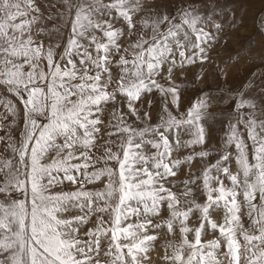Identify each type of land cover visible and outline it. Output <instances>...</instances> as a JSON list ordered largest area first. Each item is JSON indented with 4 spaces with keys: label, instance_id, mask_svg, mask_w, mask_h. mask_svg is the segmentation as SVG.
Returning a JSON list of instances; mask_svg holds the SVG:
<instances>
[{
    "label": "snow or ice",
    "instance_id": "1",
    "mask_svg": "<svg viewBox=\"0 0 264 264\" xmlns=\"http://www.w3.org/2000/svg\"><path fill=\"white\" fill-rule=\"evenodd\" d=\"M59 3L45 18L38 0H0V264H144L157 247L162 264H264V104L249 85L183 104L196 90L183 69L210 61L222 31L214 0L175 15L155 0ZM154 92L156 122L151 99L137 107ZM232 101L207 162L212 109ZM197 157L199 174L177 179ZM65 182L77 187L54 191Z\"/></svg>",
    "mask_w": 264,
    "mask_h": 264
},
{
    "label": "rangeland",
    "instance_id": "2",
    "mask_svg": "<svg viewBox=\"0 0 264 264\" xmlns=\"http://www.w3.org/2000/svg\"><path fill=\"white\" fill-rule=\"evenodd\" d=\"M194 3L202 14L209 12V4L213 0H155V7L163 10L166 14L175 15L177 8L182 3ZM215 7L219 14L214 19L222 25V31L217 33L218 40L210 51V61L204 63H196L183 69L184 79L191 81L196 86L194 91L191 87L187 91L182 92L183 104L187 105L191 99L198 94L199 89L205 91L209 89L223 88L226 92L235 93L243 90L245 85H249L245 91L247 98L253 99L254 102L264 104V0H214ZM151 4V0H150ZM38 5L41 12L46 18L48 15H53L58 11L63 10V5L59 0H38ZM59 23L58 19H45L43 25L47 28H52ZM119 26V25H117ZM210 31H214L209 29ZM222 70V71H221ZM202 71V76L196 80L198 72ZM173 79L180 82L179 71L174 75ZM161 83L165 81L161 80ZM223 98V97H222ZM153 101L151 114L153 122L158 119L157 113L161 108V99L158 92L144 97L143 101L137 104L142 111H148L147 101ZM234 101L223 105L222 107H213L212 111L217 115L212 118L211 139L204 146L205 150L212 154L208 157L207 162H215L221 148V138L226 132L227 114L233 109ZM117 107L122 108L123 104H118ZM131 119H135L132 117ZM108 116H105V124H107ZM19 129L23 128V121H18ZM0 135H4L0 131ZM13 135L18 139L19 130L14 131ZM201 150L199 146L195 151ZM191 151V150H189ZM185 155L187 152L184 153ZM203 167L200 158H196L189 169L185 165L177 179H183L187 171L199 174V170ZM235 169V164H232ZM77 186L69 182L59 185L54 191H73ZM89 189H99L103 184L97 182L95 185H86ZM79 209H72L65 213V217L81 215ZM213 218L220 220V213H213ZM95 218H93L94 221ZM94 223H89L81 230L86 231L87 228L93 227ZM191 226V225H190ZM212 236L205 235L204 240L211 239ZM164 237H161L159 243H162ZM163 254V249L157 247L156 250L149 252V259L144 261V264H162L160 257ZM101 261H106L107 257L100 254L97 257Z\"/></svg>",
    "mask_w": 264,
    "mask_h": 264
}]
</instances>
